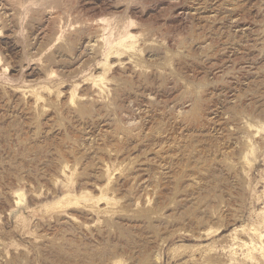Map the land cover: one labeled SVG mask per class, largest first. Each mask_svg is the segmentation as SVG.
<instances>
[{"label":"rangeland","instance_id":"obj_1","mask_svg":"<svg viewBox=\"0 0 264 264\" xmlns=\"http://www.w3.org/2000/svg\"><path fill=\"white\" fill-rule=\"evenodd\" d=\"M0 264H264V0H0Z\"/></svg>","mask_w":264,"mask_h":264},{"label":"bare ground","instance_id":"obj_2","mask_svg":"<svg viewBox=\"0 0 264 264\" xmlns=\"http://www.w3.org/2000/svg\"><path fill=\"white\" fill-rule=\"evenodd\" d=\"M99 38V37H98ZM114 42V41H113ZM110 46V45H109ZM256 245H259V244H256Z\"/></svg>","mask_w":264,"mask_h":264}]
</instances>
